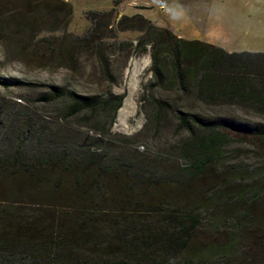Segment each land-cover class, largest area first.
<instances>
[{"label": "rangeland", "instance_id": "obj_1", "mask_svg": "<svg viewBox=\"0 0 264 264\" xmlns=\"http://www.w3.org/2000/svg\"><path fill=\"white\" fill-rule=\"evenodd\" d=\"M62 1L72 7L64 29L58 27ZM196 2L201 11L189 14L186 0H0V239L6 244H18L24 232L32 236L18 247L42 261L149 262L165 251L150 254L145 244L157 247L168 234H161L164 221L144 211L208 205L197 229L202 240L172 252L171 261L217 257L236 264L220 251L226 238L234 241L233 257L263 258L251 235L233 231L232 212L205 201L209 180L174 187L181 164L173 145L187 134L172 114L156 122L148 101L139 100L153 81L151 48L136 49L142 32L118 25L123 16L142 12L188 36L201 23L222 24L226 50H264V0ZM61 91L111 102L78 109ZM160 92L178 98L173 90ZM122 94L111 124L114 95ZM223 151L226 165L234 166L229 177L238 169V176L240 169L246 175L264 170V144L253 138L236 137Z\"/></svg>", "mask_w": 264, "mask_h": 264}, {"label": "trees", "instance_id": "obj_2", "mask_svg": "<svg viewBox=\"0 0 264 264\" xmlns=\"http://www.w3.org/2000/svg\"><path fill=\"white\" fill-rule=\"evenodd\" d=\"M62 6L65 8V17L60 19L58 27L64 29L72 15V7L66 1H62ZM118 25L122 29L142 32L136 41V49L144 52L151 48L153 81L148 86V93H140L139 100L148 101L156 122L165 115L172 114L179 128L187 134L186 138L173 145L181 164L180 175L174 181V187L178 188L183 186L181 184L192 181L190 187L193 188L200 177L209 180L210 192L205 201L210 205L222 204L225 210L232 212L233 231L238 237L242 233L251 235L252 244L264 253V223L258 222L263 214L258 216L264 209V170L260 172L261 170L253 169L251 175H246L250 173L240 169L238 176L235 175L236 172L239 173L238 169L229 177L227 172L234 169V166L226 165L223 151L230 140L236 137L253 138L264 144V52L228 51L210 42L179 37L171 29L153 23L141 13L123 16ZM53 90H57L56 87ZM162 90L175 91L177 100L173 102L163 96L160 92ZM53 93L56 94L55 91ZM66 94L78 109L92 111L102 103L106 106L111 102L109 98L81 96L73 91H61L58 95ZM123 97L124 94L114 95L116 105L111 124ZM183 100L188 103L179 104ZM206 206L208 205L179 210L167 205H155L151 210L144 211L143 213L156 215L157 221H164L160 226L161 234H168V238L167 242L163 240L157 247L145 244L149 246L147 249L150 254L164 250L165 253H162L165 257L136 263L177 264L169 256L200 239L197 229L200 228ZM19 231L22 232L21 228ZM30 235L22 232L15 239L27 244V237ZM3 240L0 239V264H64L57 259L55 262L50 258L43 261L36 259L31 257V249L26 251L18 247L19 243L6 244ZM233 242L229 238L223 244L220 242L223 258L236 259V264H264V256L260 259L255 253L249 260L233 257L230 248L233 247ZM52 243L56 245L58 240L54 237ZM22 252L27 254L28 259L22 258ZM216 258L212 262L188 258L179 264H225L220 256V260ZM130 263L132 262L122 260L103 262Z\"/></svg>", "mask_w": 264, "mask_h": 264}, {"label": "crops", "instance_id": "obj_3", "mask_svg": "<svg viewBox=\"0 0 264 264\" xmlns=\"http://www.w3.org/2000/svg\"><path fill=\"white\" fill-rule=\"evenodd\" d=\"M197 4H198V2H196V0H186L184 7L188 8L187 13L197 14L195 12L201 11V9L199 7H197L198 6ZM140 12H142V11H140ZM142 14H144V13L142 12ZM184 15H185V13H184ZM188 18H189V16H188ZM198 28H199L198 32H196L195 34H193L191 36L184 35L179 30H176L175 33L179 37H183L186 39H199V40L210 42V43H213V44H216V45L223 47L222 41L224 39V33L221 30L222 24L220 26H218L217 28H215V26H212V25L209 26L206 23H201L200 26H198ZM252 51L264 52V50H252Z\"/></svg>", "mask_w": 264, "mask_h": 264}]
</instances>
